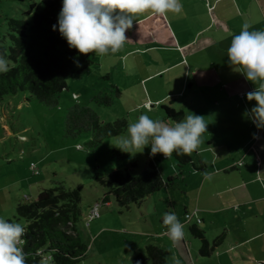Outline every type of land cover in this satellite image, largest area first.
Masks as SVG:
<instances>
[{"label": "rangeland", "instance_id": "rangeland-1", "mask_svg": "<svg viewBox=\"0 0 264 264\" xmlns=\"http://www.w3.org/2000/svg\"><path fill=\"white\" fill-rule=\"evenodd\" d=\"M31 1L40 3L41 0H0V47L10 44L9 18H23L30 22L33 14L26 16L25 13L29 11ZM149 12L143 15L147 17ZM135 22L125 32L129 40L117 53L102 56L90 53V63L75 65L74 73L65 81L66 89L51 103L38 102L26 92L5 96L0 103V185L5 188L0 200V216L26 226V220L16 215L19 204L35 202L42 189H52L59 183L70 189L82 186L81 220L77 230L86 243L87 256L81 264H134L138 254L146 256L145 249L149 245L162 249L170 245L168 248L176 254L167 264H175L177 253H184L183 239L173 243L168 234L158 235L165 232L163 213L175 211L181 218V205L190 206L195 201L198 182L190 178L187 172L190 167L184 166L186 172L177 179L174 176L178 164L174 157L163 160L159 154L152 156L159 159L156 166L165 180L171 174L176 178L171 190L155 193L141 206H132L129 210L120 208L110 198L109 205L99 207L100 217L87 227L89 212L105 194L104 187L95 181V177L116 170L129 171L132 163H136V167L131 174H142L151 163L150 148L145 147L142 153L134 155L126 153L130 155L127 161H116L111 159V153H124L117 146L127 136V130L118 137L106 138L95 150L88 148L92 137L90 132L76 139L66 136L69 114L75 106L90 109L102 124L113 123L122 117L129 124L146 113L154 120L172 125V120L163 119L164 112L158 106L160 102L156 104L155 100L163 99L167 93H179L182 85L179 79L167 77L164 84L160 78L148 84L143 80L153 57L159 58L155 52L147 53L148 48L156 40L168 39L169 32L162 25ZM153 84L156 92L154 88L152 90ZM185 94V98L175 94L160 104L178 113L183 106L181 102L188 101V92ZM147 104L153 107H147ZM171 163L176 168L170 174ZM165 192L171 193L175 209L168 205L173 203L166 199ZM187 226L186 235L192 228ZM199 245L201 248L202 242L199 241ZM196 253L200 254L198 249Z\"/></svg>", "mask_w": 264, "mask_h": 264}, {"label": "crops", "instance_id": "crops-1", "mask_svg": "<svg viewBox=\"0 0 264 264\" xmlns=\"http://www.w3.org/2000/svg\"><path fill=\"white\" fill-rule=\"evenodd\" d=\"M181 3L182 11L178 14L149 12L147 17H138L140 24L162 25L169 32L168 39L156 40L148 48L147 53L155 52L159 58L149 59L152 64L143 80L148 84L158 78L161 82L167 77L179 79L180 92L167 93L155 103L176 95L185 98L188 92V101L181 102L180 111L202 115L208 123L203 142L187 154L191 163L185 165L191 169L187 170L190 178L198 182L195 201L190 206L181 205L183 213L177 218L185 233L187 225L198 227L209 246L219 236H223V242L206 257L196 253L201 240L187 233L183 237L184 253H177L175 258L181 264H264V129H257L244 115L256 103L246 99V93L256 85L227 63L231 38L243 24H248L250 31L264 30V0ZM153 88L156 92L154 84ZM147 93L150 96L148 90ZM160 103L158 106L162 107ZM149 158L155 166L160 162L150 155ZM174 166L170 164V174L175 171ZM183 167L176 168L174 177L183 176ZM158 171L165 180L162 171ZM174 177L171 174L167 180ZM173 182L161 191L171 190ZM4 192L0 185V200ZM165 193L173 203L168 205L173 207L176 203L171 193ZM187 213L192 216L188 222L184 218ZM197 220L200 223L196 224ZM164 228L165 232L158 237L167 235V226ZM166 246L169 263L176 253L168 248L170 245Z\"/></svg>", "mask_w": 264, "mask_h": 264}, {"label": "trees", "instance_id": "trees-1", "mask_svg": "<svg viewBox=\"0 0 264 264\" xmlns=\"http://www.w3.org/2000/svg\"><path fill=\"white\" fill-rule=\"evenodd\" d=\"M61 6L62 0L31 1L29 11L25 13L26 16L33 14L30 22L23 18L7 20L10 44L0 47V52L12 63L8 64L6 73H0V103L5 96L26 92L38 102L49 104L66 89L65 81L74 73L75 65L90 63V53L80 54L69 48L59 31L52 29ZM161 109L165 118L173 122L184 117L182 111L177 113L163 106ZM128 125L124 117L102 124L90 109L75 106L69 114L65 131L71 139L81 138L86 132L92 133L88 148L95 150L106 138H115L126 132ZM172 157L178 169L191 163L187 154L173 153ZM129 158L126 152L111 153L112 160L127 161ZM135 164H130L129 171L116 170L95 177L105 189L104 196L97 202L100 206L109 204L113 198L120 208L139 207L146 198L174 181V178L165 181L153 162L142 174L133 176L131 170ZM82 192V186L70 189L59 183L52 189H42L35 202L17 206V218L26 220L24 243L20 245L26 264H81L85 260L87 246L77 230L81 220ZM189 233L201 240L199 252L206 257L223 242V236H219L209 246L200 230L192 228ZM145 254H138L134 264L147 261L150 264L168 263V252L155 245L147 246Z\"/></svg>", "mask_w": 264, "mask_h": 264}, {"label": "clouds", "instance_id": "clouds-1", "mask_svg": "<svg viewBox=\"0 0 264 264\" xmlns=\"http://www.w3.org/2000/svg\"><path fill=\"white\" fill-rule=\"evenodd\" d=\"M182 7L181 0H62L57 23L52 29L58 30L69 48L80 54H114L129 40L125 32L141 14L149 11L157 15L178 14ZM227 58L229 66L256 85L246 93V99L256 103L244 115L257 129H264V30L250 31L249 25L243 24L239 33L231 38ZM8 70L7 59L0 55V73ZM207 124L204 116L192 112H187L172 125L142 113L129 123L127 136L117 147L133 155L149 147L150 156L163 154L167 159L173 153L191 154L203 142ZM162 222L173 243L183 239V225L175 212L163 213ZM24 233L22 223L0 216V264H26L20 247L24 243ZM175 264H181V260L177 258Z\"/></svg>", "mask_w": 264, "mask_h": 264}, {"label": "built area", "instance_id": "built-area-1", "mask_svg": "<svg viewBox=\"0 0 264 264\" xmlns=\"http://www.w3.org/2000/svg\"><path fill=\"white\" fill-rule=\"evenodd\" d=\"M160 157H161L162 159H166V157H164L163 154H160ZM151 158H152V156H151ZM99 207H100V205H99L98 203H96V204L94 205V208L91 210V212H89L88 217H87V222H86L87 227H89L90 224H91L94 220H96V219L99 218V216H100V215H99ZM184 217H185V220H186L187 222L190 221L191 218H192V216H191L189 213H187L186 215H184ZM198 223H200V220H197V224H198Z\"/></svg>", "mask_w": 264, "mask_h": 264}]
</instances>
